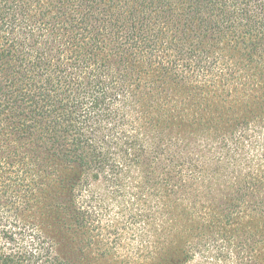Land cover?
Here are the masks:
<instances>
[{
    "label": "trees",
    "instance_id": "obj_1",
    "mask_svg": "<svg viewBox=\"0 0 264 264\" xmlns=\"http://www.w3.org/2000/svg\"><path fill=\"white\" fill-rule=\"evenodd\" d=\"M206 131L264 142V0H0V263L90 264L51 233L98 243L110 197L142 250L94 264H185L168 233L197 168L178 144ZM258 155L237 190L211 193L229 220L264 216Z\"/></svg>",
    "mask_w": 264,
    "mask_h": 264
},
{
    "label": "rangeland",
    "instance_id": "obj_2",
    "mask_svg": "<svg viewBox=\"0 0 264 264\" xmlns=\"http://www.w3.org/2000/svg\"><path fill=\"white\" fill-rule=\"evenodd\" d=\"M235 135L228 131H206L189 135L178 144L181 158L190 165L189 170L197 168L196 173L193 172L197 178L185 180L188 185L185 216L172 215L173 226L168 233L175 242L186 241L190 254L185 264H264V216L254 217L251 213L229 220L218 212L220 201L227 200L211 197L217 189L223 193L237 190L231 177L236 174L237 180L244 184L245 180H239L241 175L259 166L258 150L264 148V142H256L251 136L238 139V134ZM104 188L106 186L95 184L91 187L92 194L98 196ZM194 194L200 198L195 199ZM114 202L110 197L106 198V209L99 216L100 228L92 232L98 243L89 244V234L63 229L60 238L51 233L55 251L69 262L85 259L84 262L90 264L98 261L97 249L103 247L119 250L121 255H126L124 258L138 255L142 250L140 226L138 223L133 225L134 219L127 214L123 199ZM250 203L252 200L248 205ZM87 248H90L89 256L81 254V249Z\"/></svg>",
    "mask_w": 264,
    "mask_h": 264
}]
</instances>
